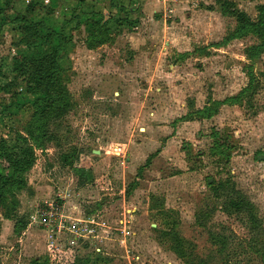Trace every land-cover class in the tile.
Returning <instances> with one entry per match:
<instances>
[{
    "label": "rangeland",
    "instance_id": "1",
    "mask_svg": "<svg viewBox=\"0 0 264 264\" xmlns=\"http://www.w3.org/2000/svg\"><path fill=\"white\" fill-rule=\"evenodd\" d=\"M181 1L122 0L130 14L120 27L126 14L104 11L109 0L41 3L35 19L59 31L81 21L66 28L69 37L75 30L61 62L71 109L51 121L54 141L36 151L16 196L14 216L27 229L15 234L0 208V264H67L73 253L88 264H264V51L251 57L254 36L224 44L237 29L233 14L256 20L264 0ZM100 11L113 23L108 43L91 49L88 14ZM19 38L0 19L1 86L15 79ZM252 66L262 77L253 101L227 102L248 86ZM19 92L17 107L0 94V138L11 147L32 116L24 84ZM52 202L74 232L42 227L38 212Z\"/></svg>",
    "mask_w": 264,
    "mask_h": 264
},
{
    "label": "trees",
    "instance_id": "2",
    "mask_svg": "<svg viewBox=\"0 0 264 264\" xmlns=\"http://www.w3.org/2000/svg\"><path fill=\"white\" fill-rule=\"evenodd\" d=\"M23 0H0V19L3 25L19 27L20 38L13 47L15 52L12 56L11 67L15 79L6 86L0 85V94L10 96L13 104L10 107L19 106V96L21 84L26 86L27 94L32 97L30 106L32 116L30 124L26 129V136L17 135L15 147H11L7 140L0 138V208L8 207L6 218L14 220L15 234H22L28 227L24 219L14 216V212L19 206L16 200L18 193L28 188L27 175L34 168L38 149L45 150L54 141L51 133L50 123L64 117L71 109L67 94L61 86V76L63 68L61 62L72 43L74 30L81 27L80 18L75 17L69 20L67 26L61 27V31L55 29L48 20L37 21L35 15L41 3L52 0H27L24 13L18 12V6ZM118 0H112L109 12L126 14L124 20L115 21L120 24H128L127 15L130 11L124 4L121 6ZM132 11V10H131ZM223 14L229 12L222 8ZM10 13L16 14L11 17ZM86 27L89 31L87 39L91 49L101 47L108 43V32L111 20H106L104 12H92ZM233 16L237 19L236 31L230 35L224 44L241 40L249 36L257 37L261 44L253 48L251 57H256L264 51V5L258 7V16L253 20L246 13L236 11ZM107 21V22H105ZM76 23L75 29L71 32V37L66 32L69 25ZM1 75V74H0ZM247 76L248 86L235 98L227 102L244 103L253 101L255 94L260 90L262 77L249 67ZM3 77V76H2ZM6 110L10 107L4 106ZM202 114L201 112H199ZM204 115V114H202ZM206 117H210L205 113ZM221 141V137L215 136ZM85 175V173L83 172ZM213 184V183H211ZM12 202L9 204V202ZM241 202L235 204L239 207ZM245 205H249L246 204ZM1 228V222H0ZM76 253L71 254L67 264H88ZM32 264H42L39 260Z\"/></svg>",
    "mask_w": 264,
    "mask_h": 264
},
{
    "label": "built area",
    "instance_id": "3",
    "mask_svg": "<svg viewBox=\"0 0 264 264\" xmlns=\"http://www.w3.org/2000/svg\"><path fill=\"white\" fill-rule=\"evenodd\" d=\"M120 150V151H119ZM114 149V152L121 153V149ZM38 219H41L42 227L48 232L54 234H63L65 232H74L73 228L71 229L70 224L66 221L64 216L63 207L59 202L47 203L41 210L38 212ZM94 219L92 221H86V225H94ZM123 225V223H122ZM127 228L124 227L123 233H126ZM82 233L85 235L84 237H90L97 233L96 230L90 228L89 226H85L81 229Z\"/></svg>",
    "mask_w": 264,
    "mask_h": 264
},
{
    "label": "crops",
    "instance_id": "4",
    "mask_svg": "<svg viewBox=\"0 0 264 264\" xmlns=\"http://www.w3.org/2000/svg\"><path fill=\"white\" fill-rule=\"evenodd\" d=\"M107 1H108V0H107ZM109 1L112 2V0H109ZM121 1H122V0H118L117 2H118V3H121ZM126 1H127V3H129L130 6L132 5L133 7H136V4L139 3V0H126ZM186 2L189 3L190 0H188V1L183 0V1H181L180 3H186ZM127 3H126V4H127ZM126 4H125V5H126ZM178 5H179V4H178ZM193 5H194V4H193ZM196 6H197V5H194V7H196ZM110 7H111V4H109L108 6H105L104 11H106L107 9L109 10ZM126 7H128V6H126ZM128 8H129V7H128ZM100 12H101V11H100ZM114 149L119 150L120 147H119V148L117 147V148H114ZM119 151H120V150H119ZM117 154H118V153H117ZM118 155H119V154H118Z\"/></svg>",
    "mask_w": 264,
    "mask_h": 264
}]
</instances>
